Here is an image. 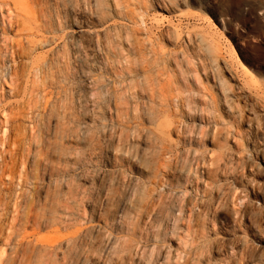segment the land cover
<instances>
[{"label": "rangeland", "instance_id": "374dc122", "mask_svg": "<svg viewBox=\"0 0 264 264\" xmlns=\"http://www.w3.org/2000/svg\"><path fill=\"white\" fill-rule=\"evenodd\" d=\"M23 7L32 27L0 22V264H264V0Z\"/></svg>", "mask_w": 264, "mask_h": 264}, {"label": "bare ground", "instance_id": "6f19581e", "mask_svg": "<svg viewBox=\"0 0 264 264\" xmlns=\"http://www.w3.org/2000/svg\"><path fill=\"white\" fill-rule=\"evenodd\" d=\"M39 1L40 0H35V2H39ZM23 2L24 0H0V22L3 25V27L1 28L3 33L6 32V29L4 27L6 18H8L7 22L10 28L14 29L15 32H18L19 28L22 25L28 24L29 26L32 27L33 23L35 24L34 18L30 14H28L27 11L24 9ZM250 18H251V14L248 16V20H250ZM32 30L34 29L31 28V31ZM252 46H253L252 41L248 40L246 42V47L251 48ZM241 67L246 72V68L243 65ZM15 167H16V160L14 159L13 154L9 155L8 161L6 160V157L5 156L3 157L2 155L0 161V200H1V184L4 183V178L7 174L10 175L14 174ZM34 234L35 233H32L31 235H27V236H34ZM36 246H42L41 247L42 251L47 254L53 250V248L52 250H50L51 246L42 245L38 240L36 241ZM21 257H22L21 260L23 262L26 261V259L24 258L25 254H23Z\"/></svg>", "mask_w": 264, "mask_h": 264}]
</instances>
